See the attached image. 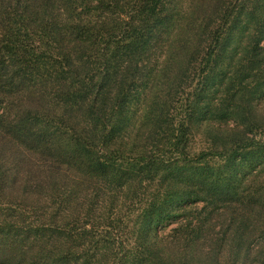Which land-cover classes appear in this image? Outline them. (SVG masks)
Returning <instances> with one entry per match:
<instances>
[{
  "label": "trees",
  "instance_id": "16d2710c",
  "mask_svg": "<svg viewBox=\"0 0 264 264\" xmlns=\"http://www.w3.org/2000/svg\"><path fill=\"white\" fill-rule=\"evenodd\" d=\"M263 102L264 0H0V264H264Z\"/></svg>",
  "mask_w": 264,
  "mask_h": 264
},
{
  "label": "rangeland",
  "instance_id": "374dc122",
  "mask_svg": "<svg viewBox=\"0 0 264 264\" xmlns=\"http://www.w3.org/2000/svg\"><path fill=\"white\" fill-rule=\"evenodd\" d=\"M258 106H264V102L262 103H259ZM261 109V108H260ZM264 113V109L261 111ZM202 128H199L197 129L195 132H194V135L192 136V141L191 143L193 144V147L196 148V149H199V148H202V147H205L206 146V143L204 142V136L202 135ZM175 225V222H171L167 227V228H170V227H174Z\"/></svg>",
  "mask_w": 264,
  "mask_h": 264
}]
</instances>
